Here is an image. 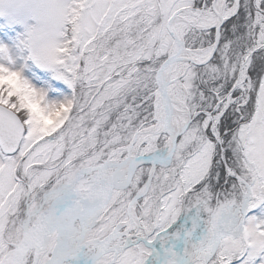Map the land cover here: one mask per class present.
I'll return each instance as SVG.
<instances>
[{"label":"snow or ice","instance_id":"obj_1","mask_svg":"<svg viewBox=\"0 0 264 264\" xmlns=\"http://www.w3.org/2000/svg\"><path fill=\"white\" fill-rule=\"evenodd\" d=\"M0 17V264H264V0Z\"/></svg>","mask_w":264,"mask_h":264},{"label":"rangeland","instance_id":"obj_2","mask_svg":"<svg viewBox=\"0 0 264 264\" xmlns=\"http://www.w3.org/2000/svg\"><path fill=\"white\" fill-rule=\"evenodd\" d=\"M15 29L19 32L23 31V28L20 25L15 26ZM0 32H10L12 35H15L12 28L7 26V21L3 17H0ZM72 264H87V261L86 258L81 255L76 261H73Z\"/></svg>","mask_w":264,"mask_h":264}]
</instances>
